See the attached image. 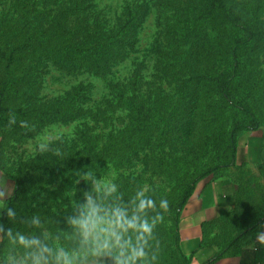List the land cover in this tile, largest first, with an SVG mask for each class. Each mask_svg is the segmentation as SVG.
Here are the masks:
<instances>
[{
  "label": "rangeland",
  "instance_id": "obj_1",
  "mask_svg": "<svg viewBox=\"0 0 264 264\" xmlns=\"http://www.w3.org/2000/svg\"><path fill=\"white\" fill-rule=\"evenodd\" d=\"M208 2L0 0V47L34 45L12 66L0 102V203L15 181L38 179L15 204L20 228L32 215L65 228L87 172L125 194L145 187L168 200L155 230L157 264H182L170 208L189 184L200 190L220 178L232 194V236L264 219V0H225L256 31L235 58L244 33ZM3 69L0 60V78ZM218 78L247 114L217 89ZM235 125L243 128L232 156ZM109 145L106 158L76 165Z\"/></svg>",
  "mask_w": 264,
  "mask_h": 264
},
{
  "label": "clouds",
  "instance_id": "obj_2",
  "mask_svg": "<svg viewBox=\"0 0 264 264\" xmlns=\"http://www.w3.org/2000/svg\"><path fill=\"white\" fill-rule=\"evenodd\" d=\"M9 124H16L15 116ZM83 179L89 187L64 218L65 228L53 231L38 215L24 219L22 228L0 224V264H157L155 230L168 200L157 201L145 187L125 194L119 184L88 172ZM4 196L0 191V201ZM0 204L15 222V208ZM256 238L264 242V232Z\"/></svg>",
  "mask_w": 264,
  "mask_h": 264
},
{
  "label": "trees",
  "instance_id": "obj_3",
  "mask_svg": "<svg viewBox=\"0 0 264 264\" xmlns=\"http://www.w3.org/2000/svg\"><path fill=\"white\" fill-rule=\"evenodd\" d=\"M26 1V0H21ZM208 6L213 8V11L216 12L218 16H220L224 21H226L229 25L236 27L239 30H242L244 35L242 38H239L235 41L233 46V58L236 56V50L240 47L244 46V44L248 43L256 36V31H253L243 20L241 13L235 8L228 7L225 3V0H209ZM34 45L27 40L21 41L20 43H8L5 47H0V60L4 62V69L0 78V102L6 97L7 91L10 86V77H11V69L12 66L18 61L19 57L27 52L33 50ZM217 89L226 96V98L232 101L235 106L244 114H247L250 111V108L242 103V101L237 100L236 97L229 91L228 89V80L218 78L217 79ZM139 120V116L137 117ZM251 122H254L253 116H251ZM242 125H235L232 128L230 143L232 156L234 154V146L236 142V138L240 134V130L242 129ZM113 145H109L104 147L99 151H90L84 157L80 156L78 161L76 162L77 166L84 165L89 162H94L97 160H101L106 158V155L109 152H113ZM38 179H35L34 176H30L24 179H19L14 183L13 195L10 196L4 204L8 206L15 207L18 197L21 194L22 186L25 182H35ZM194 192V184H189L185 187L183 194L177 204V207L174 209L170 208V211L175 213V230H174V241L177 245V249L179 251V259L182 264H189L188 259L181 253L179 248V218L180 213L187 201L191 197ZM263 218L256 221L250 227L243 229L241 232L237 233L229 242L225 244L222 251L217 254L215 257L211 258L204 264H212L219 260L222 255L233 246L241 237L246 235L248 232L253 230L255 227L260 225L263 222ZM0 224L4 225L5 228H20L18 225V221L12 222L9 221L5 209L3 208L0 216ZM238 264H264V245L257 241L253 248L244 249L239 252V262Z\"/></svg>",
  "mask_w": 264,
  "mask_h": 264
},
{
  "label": "crops",
  "instance_id": "obj_4",
  "mask_svg": "<svg viewBox=\"0 0 264 264\" xmlns=\"http://www.w3.org/2000/svg\"><path fill=\"white\" fill-rule=\"evenodd\" d=\"M219 179L214 178L200 190L195 189L180 213L179 248L189 264H204L235 236L230 230L232 194L223 191ZM260 232H264V220L212 264H238L239 252L253 248Z\"/></svg>",
  "mask_w": 264,
  "mask_h": 264
}]
</instances>
